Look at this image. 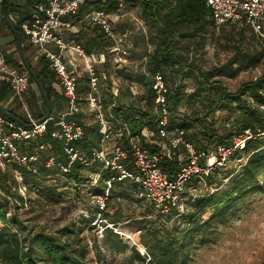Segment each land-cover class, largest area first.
I'll list each match as a JSON object with an SVG mask.
<instances>
[{
    "label": "trees",
    "instance_id": "obj_1",
    "mask_svg": "<svg viewBox=\"0 0 264 264\" xmlns=\"http://www.w3.org/2000/svg\"><path fill=\"white\" fill-rule=\"evenodd\" d=\"M8 3L9 0H6L4 4L7 16ZM15 6L20 5L15 4ZM29 6L32 8L34 5L29 3ZM130 6L134 5L129 4L127 8ZM139 6L141 17L153 24L155 32L150 43H144L141 48L135 45L136 48L132 49L127 46L128 40L124 37L128 31L125 30V27L117 29L115 23L117 35L122 38V43H125L123 47L127 54L123 58V68L117 71L114 78L108 77L100 87L105 102L111 106V111H108L107 114L112 113L119 118L122 124H127L132 134L140 138L142 147L147 152L155 154L163 151L164 158L160 166L171 179L176 178L181 168L187 164V160L184 163L179 158L180 152L184 148H180L174 154L170 142L159 137L156 94L153 89V76L157 72H161L166 77L169 90L167 95L170 110L169 132L183 130L185 140L192 143L198 151L203 152L214 151L219 147H233L237 137L246 135L247 131L250 133L245 148L238 150L235 156L242 158L247 155V161L239 172L230 175L227 173L225 177H221L223 171L227 169L225 168L208 175L205 181L198 178L192 180L187 186L185 197L194 188L197 189L198 196L188 201L183 213L176 208L169 213H162V208L156 206L154 202L143 200L138 196L137 186L133 183L138 199L141 202L151 203L162 213L165 222L166 219L169 223L174 217H178L174 227L177 230L176 235L156 236V240L152 244L141 242L140 246L133 248L134 252L140 260L145 261L147 257L140 251V247H144L151 257V264H178L184 250L188 247L187 237L195 236L203 228H209L215 220L224 218L239 201L264 190V186L259 180L264 173V73L254 79L244 81L235 90H230L224 83V77L229 75L235 65L248 61L253 66H257L260 61H264V38L257 34L246 20L227 22L216 26L207 0H146ZM117 8L118 4L115 1L89 0L76 17L69 18L72 26L77 29L78 27L90 29L93 31V35L88 36L85 40L79 38V41L72 40L71 37L69 40L65 38L67 41L81 44L88 54L101 52L107 54V64L100 66L99 69L108 70L111 68L110 65H112L111 62L115 54L112 52L114 43L105 37L98 26L92 25L85 18L93 9L115 11ZM227 25L232 28L238 25L243 26L238 33L240 34L239 40H237V49L239 50L233 57L212 68H205L195 60L190 61L191 50L189 48H196L195 50L198 51L197 47L199 46L203 50L207 44L209 30ZM72 29L67 30L79 32V29L77 31ZM247 30L252 31L251 47L246 53H242L240 45L246 39ZM15 31L20 34L17 27H15ZM234 35L235 31H232L230 36ZM14 44H17L16 40ZM149 46H152V51H149ZM7 61L13 63L15 67L25 68L23 64L13 62L10 56H7ZM134 62L143 64L147 62V65L135 69L132 66ZM28 63L30 65L29 60ZM31 68L44 87L53 107L54 103L60 99L55 86V74L48 65L38 70L36 67L31 66ZM30 81L31 84L34 83L32 77ZM187 81L193 82L191 93L187 91L189 88ZM133 86L137 90L136 95L131 89ZM89 92L90 80L86 76L79 81L78 93L85 98ZM9 94V86L6 83H1L0 105ZM40 99L43 100V96ZM128 99L131 101L125 102ZM43 104L45 113L39 110L37 112L38 120L44 119L48 111L45 102ZM182 107L189 108L190 112L183 113L184 117L178 118L182 115ZM221 113L226 114L227 121L221 122ZM75 118L85 130L84 138L75 143V146L87 154L90 149L99 147L101 127L95 114L88 110L76 115ZM145 128L149 130L148 136L143 135ZM128 139L127 133L123 130L117 137L118 143L125 146L128 145ZM43 140L48 142L52 149L44 151L42 156H55L58 162L69 167V172H64L57 167H46L43 163L37 164L36 172H34L33 165L25 167L13 163L6 173H0L2 189L7 187L8 178H13L17 184L14 176L16 170L23 172L27 176L26 182L33 184L32 186L41 193L43 191L54 192L51 187L37 188V186L43 184L46 178H53L59 174L76 184L84 183L87 180L92 182L83 174L85 169L79 163L71 164L64 152L63 141L52 139L50 135H47ZM167 143L168 146L165 148L164 145ZM35 147L36 143H32L29 151L33 152ZM123 163L129 169L134 168L132 155ZM91 168L95 169L94 173L100 174V179L94 187L95 195H106L107 182L115 177L117 172L103 170V165L100 162L95 163ZM116 184L117 181L112 183L109 188L107 200L113 193V186ZM209 185H216V190L212 191V188L208 190L207 186ZM7 189L10 192L12 189L13 198L18 202L21 200L24 204V198L18 193V189L15 190V186ZM10 203L8 199L4 203H0V221L4 224L0 228V264H41V261L50 264H95L87 260L84 248H72L68 241L62 240L63 234L60 236L38 231L32 232L28 225L20 221L19 213L16 211L12 213L11 218L8 217L11 209ZM209 210L213 211L212 215L207 221H204L205 214ZM93 215L88 219V224L95 221L96 214ZM103 215L106 221L110 218L106 211L103 212ZM180 220H183L185 227L177 225ZM13 225L17 227V231ZM162 228L163 230L168 229L166 225ZM105 231L108 234H113L109 227H106ZM180 233H183L181 239L177 236ZM107 244L110 246L109 243Z\"/></svg>",
    "mask_w": 264,
    "mask_h": 264
},
{
    "label": "built area",
    "instance_id": "obj_2",
    "mask_svg": "<svg viewBox=\"0 0 264 264\" xmlns=\"http://www.w3.org/2000/svg\"><path fill=\"white\" fill-rule=\"evenodd\" d=\"M88 1L42 0L40 4L29 9L26 19L20 23V29L28 37L29 44L38 50L39 57L48 61L49 69L55 74L57 90L67 102V109L57 117L48 116L43 120L34 118L27 110L29 122L26 125L8 118L0 111V173H6L13 163L25 167L33 165L34 172L39 163L69 172V167L58 162L55 156H42L44 151L52 149L43 140L50 135L52 139L63 141L64 152L71 164L77 162L84 169H89L100 162L103 170L117 172L107 182L106 195L99 197L102 207H105L112 183L131 181L137 186L136 192L141 199L154 202L164 213H169L174 208L183 213L188 201L198 196L197 189L194 188L185 197L189 183L197 178L205 181L216 170L227 168L237 151L245 148L250 133L247 131V136L237 138L233 147H219L214 151L203 152L185 140L183 130L169 132V90L166 77L157 72L153 76V89L156 94L159 137L170 142L174 154L184 148L188 155L187 164L181 168L175 179H171L160 166L164 158L163 151L155 154L147 152L143 149L140 138L132 134L127 124H122L112 113L108 115L111 106L105 102L100 88L108 77L114 78L117 71L123 68V58L127 54L124 47H121L122 40L118 38L114 18L123 17L129 4L136 5L146 0H101L115 1L118 8L115 11L93 9L86 16L85 20L98 26L105 37L114 43V69L108 70L99 69L108 62L106 53L88 54L85 47L69 42L63 36L64 30L72 26L69 18L76 17ZM207 3L216 26L246 20L264 38V0H207ZM85 76L90 80V92L84 98L78 93V85ZM30 79V73L11 65L0 48V82L6 83L21 101H24L25 94L31 87ZM131 89L136 95V88L133 86ZM85 110L95 114L101 127L99 147L90 149L87 154L75 146L85 135L83 125L75 116ZM122 130L129 138L127 146L117 141ZM143 135H149L148 128L143 130ZM32 143H36L33 152L29 151ZM109 143L112 146L110 149L107 145ZM131 155L133 169L123 163ZM14 176L16 181L26 183L27 176L23 172L16 170ZM99 179L100 175L95 174L96 183ZM0 198L3 199L1 191Z\"/></svg>",
    "mask_w": 264,
    "mask_h": 264
},
{
    "label": "rangeland",
    "instance_id": "obj_3",
    "mask_svg": "<svg viewBox=\"0 0 264 264\" xmlns=\"http://www.w3.org/2000/svg\"><path fill=\"white\" fill-rule=\"evenodd\" d=\"M20 2L22 3L24 0H20ZM140 11L139 4H136L125 9L123 17L114 18L117 29L120 30V27H125V30L128 31L124 37L128 40L127 46L132 47V49L136 48L135 45L141 48L144 43H150L155 32L153 24L144 20ZM242 27V25H238L232 28L227 25L209 30L207 44L203 50L199 46L197 47L198 51L195 50L196 48H189L191 50L190 61L195 60L196 63L205 68H212L225 63L239 50L237 49V40H239L240 34L238 33ZM78 29L79 32H70L65 29L64 38L69 40L71 37L72 40L79 41V38L85 40L88 36L93 35V31L90 29L79 27ZM78 29L75 28L73 31ZM232 31H235L234 36H230ZM3 34H11V30L0 18V36ZM251 35L252 31L247 30L246 39L240 45L242 53L250 50ZM10 37V35L2 36V42L6 43ZM118 38L122 40L121 37L118 36ZM186 44L188 45V43ZM124 45L125 43H122L121 47ZM15 47V44L10 43L2 48L5 50L15 49ZM148 48L149 51L153 49L152 46ZM16 57H19V61L22 62L20 56L17 55ZM28 57L31 65L37 67L38 63L34 54L30 52ZM146 63L134 62L132 66L137 69L147 65ZM110 67L114 69V64ZM262 73H264V61H260L257 66L244 61L234 66L229 75L224 77V83L230 90H235L244 81L254 79ZM186 83L189 86L187 91L191 93L193 82L187 81ZM33 86L36 87V84ZM130 101L128 99L125 102L129 103ZM27 106L34 114L40 108L33 101H27ZM19 109L25 114L24 105H20ZM181 111H183L182 115L178 118H183L185 115L183 113L190 112V109L182 107ZM53 114L57 115V112L55 111ZM220 115L221 122L227 121L225 113ZM247 135L246 132V135L241 136ZM107 145L109 149L112 147L110 143ZM164 146L166 148L168 143ZM183 150L180 152L179 158L186 163L188 155ZM246 161L247 155L242 158H232V164H229L230 166L223 171L221 177H225L227 173H229L228 175L237 174ZM94 171V168L83 171L87 179L92 182L87 180L84 183L76 184L59 174L53 178H46L41 184L42 186H37V188L51 187L54 190L53 193L50 191L41 193L31 183L24 182L22 184L16 181V184L13 178H8L7 187L0 190L3 193V199L0 198V203H4L6 199L10 200L11 209L8 217L16 211L19 213L20 221L28 225L32 232L52 233L60 236L63 234L62 240L68 241L72 248L81 247L85 249L87 260L90 262L95 264H151V257L144 247H140V251L147 257L145 261L138 258L133 248L140 246L141 242L152 244L156 240V236L176 235L177 230L174 227L178 217H174L169 223L166 219L165 222L162 216L164 212L161 213L151 203L141 202L138 199L131 181L117 182L113 186V193L110 194L109 200H106L105 207H102L99 202L101 195H95L94 187L97 184L95 174L98 173H94ZM259 180L264 186V173ZM11 186H15V190L18 189V193L24 198V204L21 200L18 202L13 198V188L11 189L12 192L7 189ZM207 188L208 190L212 188V191H215L216 185H209ZM15 190L14 192H17ZM102 211L109 213L110 218L107 221L104 220ZM212 212L209 210L205 214L204 221L211 217ZM94 213L96 214L95 221L88 224V219ZM164 225L168 227L167 230H163ZM177 225L185 227L183 220L177 222ZM3 226V222L0 221V228ZM106 227L112 229L113 234H108L105 231ZM13 228L17 231V227L13 225ZM21 228L23 229L22 226ZM71 232L73 233L71 234ZM177 236L181 239L183 233ZM187 244L188 247L184 250L178 264H264V190L239 201L224 218L215 220L209 228H203L195 236L187 237ZM41 264L50 263L41 261Z\"/></svg>",
    "mask_w": 264,
    "mask_h": 264
},
{
    "label": "crops",
    "instance_id": "obj_4",
    "mask_svg": "<svg viewBox=\"0 0 264 264\" xmlns=\"http://www.w3.org/2000/svg\"><path fill=\"white\" fill-rule=\"evenodd\" d=\"M1 2H2V0H0V10H1ZM29 3L30 2L28 0H24V2H22V3L20 2V0H9V3H8V18L11 21L12 26L9 24V22L5 19V17L2 14L0 15V18L7 25L8 29L11 30V34H3L2 36L10 35L11 37H10V40H8L6 43H3L2 42V36H0V48H1L2 52L4 53L6 59H7V56H10L13 62L21 63V64L24 65V61H23L22 55L20 53L18 42L16 44L15 49H5V50H3V48H2L3 46L9 45L10 43L14 44L15 40L17 41L16 35L14 33L15 27H17L19 29V32H20V34H18V33L17 34H18V36H19V38L21 40L22 49H25V50H23V54H24L27 62L29 60L28 59L29 58L28 57L29 53L32 52V54H34V56L36 58V61L38 63V66L36 67L37 70H38V69H41L44 66L48 65V61L45 58H41V57L38 56V53H37L38 50L34 46H31L29 44L28 37L25 36L24 33L20 29V23L24 19H26L27 15L29 14V9H30ZM15 4L16 5H20V6H18V7L15 6L14 7ZM32 5H34V4H32ZM72 28L75 29V26H71L68 29H72ZM14 52H16V53H14ZM17 55L20 56V58L22 59V62L19 61V57H16ZM9 63L11 65L15 66L11 62H9ZM30 66H32L31 63H30ZM24 67H25V65H24ZM32 67H34V66H32ZM17 68H19V67H17ZM19 69L27 70L26 68H19ZM1 83L2 82H0V85H1ZM33 84H36L35 81H34ZM33 84H31V87L29 89V91L30 90L31 91L30 92L28 91L29 93L27 92L25 94L24 101H21L16 95L13 94V92L10 89L9 96L0 105L1 107L4 108V110H6L7 112L15 115L21 121V124H25V125L29 122L27 110L29 111V113L31 115H33L34 118L37 119V111L35 112V114L32 111H30L28 109V106H27V101L35 102L36 104H38L40 106V108H38V110H41L43 113H45L44 104H43L44 103V99L43 100L40 99V97L42 96V93H41L39 87L37 86V84H36V87H34ZM55 86H56V84H55ZM37 87H38V89H37ZM56 89H57V86H56ZM58 93L60 95L59 90H58ZM20 105H22V106L24 105V107L26 109L25 114L20 111V109H19ZM52 108H53L52 113L49 116L57 117L58 115H60L64 111H66L67 102L63 98L62 95H60V99L57 100L54 103ZM55 111L57 112V115L53 114ZM47 113H48V111H47ZM47 113H46V116H47ZM46 116H45V118H47Z\"/></svg>",
    "mask_w": 264,
    "mask_h": 264
},
{
    "label": "water",
    "instance_id": "obj_5",
    "mask_svg": "<svg viewBox=\"0 0 264 264\" xmlns=\"http://www.w3.org/2000/svg\"><path fill=\"white\" fill-rule=\"evenodd\" d=\"M5 1L6 0H2L1 2V12H2V15L5 17V19L9 22V24L12 26L11 24V21L9 20L8 16L5 14V8H4V4H5ZM30 3L34 4V5H37V4H40L42 2V0H28ZM14 33L16 35V38H17V42H18V45H19V49H20V53L22 55V58H23V61H24V65H25V68L29 71L31 77L33 78V80L35 81V83L37 84V86L39 87L41 93H42V96H43V99H44V102L47 106V109H48V113H47V116L48 117L51 113H52V105H51V102L49 101L48 97H47V94L44 90V87L42 86L40 80L38 79L37 75L35 74V72L33 71V69L31 68V66L29 65V63L27 62L24 54H23V49H22V46H21V40L17 34V32L15 31L14 29ZM0 111L1 113H3L5 116H7L8 118H11L19 123H21V121L13 114L7 112L6 110H4L3 107L0 106Z\"/></svg>",
    "mask_w": 264,
    "mask_h": 264
}]
</instances>
